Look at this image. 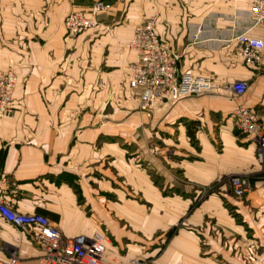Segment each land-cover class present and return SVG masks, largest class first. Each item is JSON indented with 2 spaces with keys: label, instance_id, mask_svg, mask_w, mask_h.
I'll use <instances>...</instances> for the list:
<instances>
[{
  "label": "crops",
  "instance_id": "1",
  "mask_svg": "<svg viewBox=\"0 0 264 264\" xmlns=\"http://www.w3.org/2000/svg\"><path fill=\"white\" fill-rule=\"evenodd\" d=\"M93 1L0 0V70L17 76L12 113L0 118L9 206L45 215L67 238L104 232L123 260L264 264V161L233 124L239 103L264 121V50L260 68L235 52L236 35L263 37L251 0H105L111 7L96 26L68 36L67 14H88ZM155 13L179 71L209 77L213 89L156 99L146 112L129 84L135 52L127 44ZM236 80L247 84L240 97L224 87ZM172 174L192 187L221 181L190 208L189 186ZM232 175L251 182L244 200L232 196ZM9 248L27 264L41 255L0 216V258Z\"/></svg>",
  "mask_w": 264,
  "mask_h": 264
},
{
  "label": "built area",
  "instance_id": "2",
  "mask_svg": "<svg viewBox=\"0 0 264 264\" xmlns=\"http://www.w3.org/2000/svg\"><path fill=\"white\" fill-rule=\"evenodd\" d=\"M111 4L105 0L91 3L88 14L69 12L64 20L67 34L75 37L79 32L98 24V17L108 11ZM249 12L254 26L262 28L263 37H255L247 32L234 37L237 57L252 68H260L264 50V0H251ZM158 13L137 24L128 41V48L135 52L134 61L127 65L130 72L129 84L139 90V107L148 112L156 99L169 98L179 102L190 94L206 93L213 89L209 77L191 71H179L180 55L169 49L155 31ZM198 39L192 36V43ZM17 84V76L12 70H0V118L12 113V96ZM225 89L234 96H242L247 84L243 81L227 82ZM235 125L257 144L258 160L264 161V121L259 115L243 104H237L233 111ZM238 180V179H235ZM233 182L236 190H245L239 182ZM10 186L6 178L0 179V216L38 242L41 255L34 264H120L108 247L106 233L95 231L91 235L78 234L65 237L58 226L40 213H20L9 206L6 196ZM136 259L125 264H137ZM0 264H27L15 251L8 252L7 258H0Z\"/></svg>",
  "mask_w": 264,
  "mask_h": 264
},
{
  "label": "rangeland",
  "instance_id": "3",
  "mask_svg": "<svg viewBox=\"0 0 264 264\" xmlns=\"http://www.w3.org/2000/svg\"><path fill=\"white\" fill-rule=\"evenodd\" d=\"M259 117H260V115H259ZM233 124H234V127L239 131V129L235 125L234 117H233ZM239 132L241 134H244L241 131H239ZM172 176H173L174 180L189 186L190 192H192L191 196H190L192 205L190 208H192L195 205H197L198 203L202 202L211 194H214L217 190V186H218L219 182L221 181V180H218V181H216V183L201 185L198 187H196V186L192 187V185L190 183H188L186 179L182 178L181 175L172 174ZM235 179H238V180H235ZM234 180H235V182L237 181V182L241 183L242 184L241 188H244L245 190H240V191L236 190L235 191V189L233 187L234 186L233 185ZM226 183H228V185H229L232 196L234 198H236L237 200H244L247 196V193L249 192V190L252 187L251 182L249 180H247V178L243 175H232L226 180ZM183 223H184V220H183ZM181 224H182V222H181V220H179L176 224H174V226H172L170 228V232L174 233L177 230V228L180 227ZM109 240H110V238H109ZM11 250L12 249L9 248L8 252H10ZM132 259H136L138 261L137 264H152V260H150L149 258L143 257V256L142 257H132V258H129L127 260H125V259L123 260V259L118 258L120 264H125L127 261L132 260ZM240 261L242 262V260H240ZM251 262H252V260H250V261L247 260L244 263L250 264Z\"/></svg>",
  "mask_w": 264,
  "mask_h": 264
}]
</instances>
